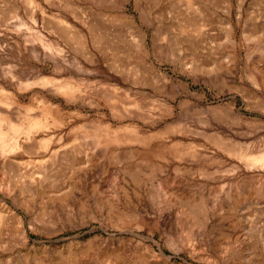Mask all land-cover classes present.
<instances>
[{
	"label": "rangeland",
	"instance_id": "obj_1",
	"mask_svg": "<svg viewBox=\"0 0 264 264\" xmlns=\"http://www.w3.org/2000/svg\"><path fill=\"white\" fill-rule=\"evenodd\" d=\"M263 70L264 0H0V264H264Z\"/></svg>",
	"mask_w": 264,
	"mask_h": 264
},
{
	"label": "bare ground",
	"instance_id": "obj_2",
	"mask_svg": "<svg viewBox=\"0 0 264 264\" xmlns=\"http://www.w3.org/2000/svg\"><path fill=\"white\" fill-rule=\"evenodd\" d=\"M184 2H185V1H184ZM187 3H188V1H187ZM188 4H189V3H188ZM195 5H197V3H196ZM195 5H194V6H195ZM186 6H187V4H186ZM186 6H185V4H184V10H187V9H185ZM194 6H193V5H192V6L190 5V8L193 7L194 10H195L196 7H194ZM200 7H202V6L200 5ZM186 8H187V7H186ZM188 8H189V7H188ZM191 10H192V9H191ZM194 10H192V11H194ZM200 10H202V8H201ZM203 10H204V9H203ZM188 11H189V10H187V11H185V12L187 13ZM79 12H80V11H79ZM82 12H83V11H82ZM83 13H84V12H83ZM83 13H82V14H83ZM188 13L190 14V12H188ZM192 13H194V12H192ZM195 13L197 14L198 12L196 11ZM195 13H194V14H191V15H186V14H185V15H186V17H187V16H188V17H189V16L192 17V15L194 16ZM199 14H200V13H198V15H199ZM198 15H196V16H198ZM201 15H202V13L200 14V16H201ZM82 16L85 17V15H82ZM86 16H87V15H86ZM196 16H195V18H194L195 21H197L198 18L200 19L199 21H201V17L198 16V18L196 19ZM182 17H183V15H182ZM202 17H203V16H202ZM90 19H91V16H90ZM182 19H183V21H184L186 18L184 19V17H183ZM188 19H189V18H188ZM188 19H187V20H188ZM191 19H192V18H191ZM191 19H190V20H191ZM183 21H182V22H183ZM188 21H189V20H188ZM199 21H198V22H199ZM95 22H96V21H95ZM192 22H193V21H192ZM180 23H181V22H180ZM185 23H186V24H189V23H187V22H185ZM185 23L183 22V24H184L183 26L180 24L181 27H183V29H184V26L186 25ZM193 23H194V22H193ZM198 24H200V27L203 26V25H201V23H198ZM198 24H195V25H196V26H199ZM191 25H192V23L189 24V26H191ZM91 27H92V26H91ZM94 27H96V26L94 25ZM186 27H187V25H186ZM188 28H189V27H188ZM191 28H193V26H192ZM178 29H180V27H177V31H178ZM170 30H171V29H170ZM185 30H186V29H185ZM179 34H180V32H179ZM180 35H181V34H180ZM176 42H177V41H176ZM176 48H177V46H176ZM194 55H195V54H194ZM115 59H116V58H115ZM255 64H256V63H255ZM255 64H254V65H255ZM259 66H260V65H259ZM115 67H116V66H115ZM252 67H253V66H252ZM255 68H258V66L255 67ZM122 69H123V68H122ZM255 70H256V69H255ZM261 70H262V69H261ZM258 71H259V73H260V76H263L262 72L260 71V68H259ZM263 72H264V70H263ZM257 74H258V73H257ZM262 80H263V79H262ZM108 85H109V84H108ZM108 85H107V86H108ZM239 86H240V85H239ZM67 87H68V88H69V87L72 88V90H77V89H78V88H76V86H71V85H70V86L68 85ZM160 87H161V86H160ZM104 90H105V89H104ZM107 91H108V90H105V92H107ZM118 91H119V90H118ZM118 91H117V88L115 87V88H111L108 92H109V94L111 95V97H113V99H115V98L120 97V96H118V95H121V96H122V95L124 94V92H118ZM98 92H100L101 95H102V93H103V91H98ZM108 92H107V93H108ZM239 93H240V92H239ZM124 95H125V94H124ZM252 99H253V98H252ZM68 100H70V99H68ZM106 100H107V99H106ZM109 100H111V99H109ZM154 102H155V101H154ZM146 103H147V102H146ZM150 105H151V104H150ZM197 106H198V105H197ZM152 107H153V106H152ZM154 107H156V106H154ZM168 107H169V106H168ZM263 107H264V106H263ZM143 109H144V108H143L142 106H139V107L137 108V110H139V111H141V112H142ZM156 109H157V108H156ZM166 109H167V108H166ZM184 109H185V108H184ZM260 110H261V109H260ZM151 111H152V109H151ZM154 111H155V110H154ZM188 111H189V110H188ZM228 113H229V112H228ZM229 114H230V113H229ZM152 115H153V114H152ZM152 115H151V116H152ZM77 116H78V115H77ZM153 116H155V115H153ZM61 117H62V116H61ZM79 117H80V116H79ZM233 117H235V116H233ZM177 118H178V117H177ZM193 119H195V118H193ZM203 119H204V118H203ZM185 120H186V119H185ZM174 121H175V119H174ZM174 121H173V122H174ZM186 121H188V120H186ZM202 121H203V120H202ZM237 121H238V120H237ZM175 122H176V121H175ZM181 122H182V121H181ZM190 122H191V121H190ZM190 122H189V123H190ZM192 122H193V121H192ZM193 123H194V122H193ZM230 123H231V122H230ZM170 124H171V123H170ZM170 124H169V125H170ZM222 124H223V123H222ZM82 125H83V124H82ZM155 125H156V124H155ZM200 125H203V124H200ZM85 126H86V125H85ZM189 126H191V125H189ZM143 127H144V126H143ZM168 127H169V126H168ZM194 127H195V126H194ZM101 128H102L101 130H102L104 133H107V134H108L109 131L107 130V127H106V126H103V127L101 126ZM141 128H142V127H141ZM18 130H19V131H22V132H23V130H28V131H29V128H27V127H26L25 129L19 128ZM156 130H157V129H156ZM205 130H206V129H205ZM28 131H26V132H28ZM172 131H173V130H172ZM202 131H203V129H202ZM158 132H159V131H158ZM166 134H167V133H166ZM174 134H175V133H174ZM215 134H216V133H215ZM164 135H165V134H164ZM171 135H172V134H171ZM213 135H214V134H213ZM169 136H170V135H169ZM215 136H216V135H215ZM215 136H214V137H215ZM218 136H219V135H218ZM164 137H165V136H164ZM224 137H225V136H224ZM117 139H118V137H112V138H110V140H112V141H115V140H117ZM185 139H186V138H185ZM191 139H192V138H191ZM193 140H195V139H193ZM221 140H222V139H221ZM224 140H225V139H224ZM236 140H237V139H236ZM101 141H102V140H100V139L98 140V142H101ZM166 141H167V140H166ZM168 141H169V140H168ZM98 142H97V143H98ZM161 142H162V141H161ZM161 142L159 141V143H161ZM227 142H228V141H227ZM227 142H226V143H227ZM229 142H230V141H229ZM235 143H236V142H235ZM132 144H133V143H132ZM203 144H204V143H203ZM130 145H131V144H130ZM162 145H163V144H162ZM108 146H109V145H108ZM239 146H240V145H239ZM154 147H155V146H154ZM124 148H125V147H124ZM147 148H148V147H147ZM225 148H226V147H225ZM228 148H229V145H228ZM232 148H233V147H232ZM236 148L239 149L238 147H236ZM240 149H241V147H240ZM226 150H227V148H226ZM120 151H121V149H120ZM231 151H232V150H231ZM196 156H197V155H196ZM214 156H215V155H214ZM186 157H187V156H186ZM190 157H192V156H190ZM190 157H189V158H190ZM198 157H199V156H198ZM182 158H183V157H182ZM199 158H200V157H199ZM201 158H202V157H201ZM205 158H206V157H205ZM207 159H208V158H207ZM231 159H232V158H231ZM234 159H235V158H234ZM192 160H193V159H192ZM196 160H197V159H196ZM183 161H184V160H183ZM185 161H186V160H185ZM193 161H194V160H193ZM177 162H178V161H177ZM181 162H182V161H181ZM203 162H204V161H203ZM71 163H72V162H71ZM70 165H71V164H70ZM69 167H70V166H68V168H69ZM73 167H74V166H73ZM10 168H12V167H10ZM13 168H16V167H13ZM13 168H12V170H13ZM74 168H75V167H74ZM179 168H180V167H179ZM69 169H70V168H69ZM183 169H184V168H183ZM186 169H187V168H186ZM12 170H11V171H12ZM76 170H77V168H76ZM145 170H146V169H145ZM174 170H176V169H174ZM174 170H173V171H174ZM187 170H188V169H187ZM13 171H14V170H13ZM16 171H17V170H16ZM45 171H46V170H45ZM117 171H120V170H117ZM117 171H116V172H117ZM121 171H122V170H121ZM130 171H131V170H130ZM134 171H135V170H134ZM136 171H137V170H136ZM176 171H177V170H176ZM47 172H48V171H47ZM68 172H69V171H68ZM70 172H71V171H70ZM18 173H19V172H17L16 174H18ZM48 173H49V172H48ZM48 173H47V174H48ZM104 173H105V172H104ZM117 173H118V172H117ZM123 173H125V171H124ZM233 173H234V172H233ZM16 174H15V172H14L13 175L15 176ZM71 174H72V173H71ZM71 174H70V175H71ZM102 174H103V173H102ZM112 174L114 175V173H112ZM120 174H121V172H120ZM128 174H129V173H128ZM128 174L126 173V175H128ZM140 174H141V173H140ZM19 175H20V174H19ZM32 175H33V174H32ZM32 175H31V176H32ZM41 175H42V173H41ZM51 175H52V173H51ZM62 175H63V174H62ZM99 175H100V174H99ZM104 175H105V174H104ZM131 175H132V174H131ZM133 175H134V174H133ZM176 175H177V174H176ZM16 176H17V175H16ZM20 176H21V175H20ZM29 176H30V175H27V178H28ZM31 176H30V177H31ZM43 176L46 177V173H45V175L43 174ZM53 176H54V175H53ZM108 176H109V175L107 174V176H105V179H107ZM114 176H115V175H114ZM21 177L23 178V175H22ZM25 177H26V176H25ZM30 177H29V178H30ZM68 177H69V176H68ZM110 177H111V176H109L108 178H110ZM112 177H113V176H112ZM117 177H119V174H116V176L113 177V178H115V179H113V182H117ZM133 177H134V176H133ZM29 178H28V179H29ZM31 178H32V177H31ZM46 178H47V177H46ZM48 178H51V177H50V173H49ZM103 178H104V177H103ZM246 178H247V177H246ZM246 178H245V179H246ZM43 179H44V178H43ZM119 179H120V178H119ZM136 179H137V178H136ZM248 179H251V178L249 177ZM19 180H20V179H19ZM24 180H25V178H24ZM44 180H45V179H44ZM103 180H104V179H103ZM110 180H111V179H110ZM165 180H166V179H165ZM251 180H252V179H251ZM254 181H255V180H254ZM28 182H29V180H28ZM30 183H31V182H30ZM109 183H110V182H109ZM170 183H171V182H170ZM114 184L116 185V183H114ZM114 184H113V185H114ZM162 184H163V183H162ZM29 185H30V184H29ZM158 185H160V187L162 186L161 184H158ZM168 185H169V183H168ZM171 185H172V184H171ZM163 186H164V185H163ZM163 186H162V187H163ZM165 186H167V185H165ZM252 186H253V184H252ZM107 187H108V186H107ZM141 187H142V186H141ZM162 187H161V188H162ZM254 187H255V185H254ZM118 188H120V187H118ZM155 188H156V187H155ZM171 188H172V187H171ZM158 189H159V188H158ZM158 189H157V190H158ZM169 189H170V188H169ZM173 189H174V188H173ZM32 190H33V188H32ZM163 190H164V189H163ZM165 190H166V189H165ZM248 190H249V189H248ZM250 190H251V189H250ZM108 191H109V190H108ZM46 192H47V191H46ZM111 192H112V191H111ZM157 192H158V191H157ZM157 192H156V193H157ZM32 193H33V192H32ZM117 193H118V192H117ZM158 193H159V192H158ZM119 194H120V193H119ZM165 194H166V193H165ZM172 194H173V193H172ZM104 195H105V194H104ZM106 195H107V194H106ZM28 196H29V195H28ZM118 196H119V195H118ZM122 196H123V195H122ZM124 196H125V195H124ZM156 196H157V195H156ZM163 196H164V193H163ZM231 196H232V195H231ZM104 197H106V196H104ZM108 197H109V195H108ZM150 197H151V194H150ZM189 197H190V196H189ZM31 198H32V197H31ZM113 198H114V197H113ZM155 198H156V197H155ZM110 199H111V198H110ZM149 199H150V198H149ZM158 199H159V198H158ZM116 200H117V199H116ZM153 200H154V199H153ZM151 201H152V200H151ZM182 201H183V200H182ZM182 201H181V203H182ZM198 201L200 202V200H198ZM112 202H113V201H112ZM154 202H155V201H154ZM183 202H185V201H183ZM159 203H160V202H159ZM162 203H164V202H162ZM178 203H179V201H178ZM188 204L191 205L192 203L190 202V203H188ZM194 204H196V202H195ZM215 204H216V203H215ZM182 205L186 206V208H188L187 210L191 211V207H190L189 205H187V204H182ZM218 205H219V204H218ZM159 206H160V205H159ZM165 206H166V205H165ZM200 206H201V205H200ZM220 206H221V205H220ZM120 207H121V206H120ZM173 207H174V206H173ZM162 208H163V206H162ZM175 208H176V207H175ZM157 209H159V208H157ZM217 209H218V208H217ZM147 210H148V208H147ZM167 210H168V209H167ZM176 210H177V209H176ZM178 210H180V209L178 208ZM192 210H194V208H193ZM195 210L197 211L198 209H195ZM195 210H194V211H195ZM171 211H172V210H171ZM234 211H235V210H234ZM123 212H124V211H123ZM150 212H151V211H150ZM177 212H178V211H176V216H175V217L178 216V213H177ZM4 213H5V212H4ZM193 213H194V212H193ZM207 213H208V212H207ZM149 214H150V213H149ZM174 214H175V213H174ZM179 214H183L184 216H186V215H188V212H186V209H183V210L179 211ZM190 214H191V213H190ZM199 214H200V213H199ZM3 215H5V214H3ZM3 215H1L2 218H3ZM10 215H11V213H10ZM147 215H148V214H147ZM184 216H182V217H184ZM4 217H5V216H4ZM9 217H10V216H9ZM163 217H164V216H163ZM2 218H0V220H1ZM185 218H186V217H185ZM195 218H196V217H195ZM235 218H236V217H235ZM182 219H184V218H182ZM182 219H181V220H182ZM191 219H192V218H190V220H191ZM197 221H198V220H197ZM147 222H148V221H147ZM189 222H190V221H189ZM189 222H188V224H189ZM144 223H145V222H144ZM193 224H194V223H193ZM213 225H214V224H213ZM147 227H148V226H147ZM149 227H150V226H149ZM138 228H139V227H138ZM150 228H151V227H150ZM151 229H152V228H151ZM190 229H191V228H190ZM23 231H24V230H23ZM135 235H136V234H135ZM142 236H143V235H142ZM146 238H147V237H146ZM190 238H191V236H190ZM154 239H155V238H154ZM150 240H151V239H150ZM152 240H153V239H152ZM193 240H194V239H193ZM157 241H158V240H157ZM187 241H188V239H187ZM185 242H186V241H185ZM222 242H223V240H222ZM225 242H226V240H225ZM151 243H153V242H151ZM188 243H191V242H188ZM223 243H224V242H223ZM223 243H222V244H223ZM229 243H230V242H229ZM229 243L227 242V244H229ZM241 243L243 244V242H241ZM193 244H195V243H193ZM222 244H221V246H222ZM224 244H225V243H224ZM226 246H228V245H226ZM239 246H240V245H239ZM242 246H243V245H242ZM188 247H189V246H188ZM194 247H195V245H194ZM194 247H193V248H194ZM214 247H215V246H214ZM217 247H218V246H217ZM219 247H220V246H219ZM222 247H225V246H222ZM233 247H234V246H233ZM236 247H237V246H236ZM250 247H251L250 250H252V247H253V246H250ZM193 248L191 247V249H193ZM202 248H203V247H202ZM229 248H230V247H229ZM231 248H232V245H231ZM240 248H241V247H240ZM149 249H150V247H149ZM189 249H190V248H189ZM191 249H190V250H191ZM195 249H196V248H195ZM199 249H200V248H199ZM207 249H208V248H207ZM221 249H222V248H221ZM225 249H226V247H225ZM225 249L223 248L222 250H223V251H226ZM242 249H243V248H242ZM247 249H248V248H247ZM117 250H118V249H117ZM193 250H194V249H193ZM193 250H192V251H193ZM197 250H198V249H197ZM197 250H196V251L194 250L193 252H195V253H196V252H199L201 249H200L199 251H197ZM216 250H217V249H216ZM210 251H211V250H210ZM246 251H249V250H246ZM157 252H158V251H157ZM189 252H190V251H189ZM200 252H201V251H200ZM200 252H199V253H200ZM240 252H241V251H240ZM204 253H205V252H204ZM224 253H225V252H224ZM241 253H242V252H241ZM146 254H147V253H146ZM193 254H194V253H193ZM193 254H192V255H193ZM234 254H235V253H234ZM250 254H251V253H250ZM261 254H262V252H261ZM107 255H108V254H107ZM121 255H122V254H121ZM158 255H159V254H158ZM190 255H191V254H190ZM205 255H206V254H205ZM112 256H113V254H112ZM112 256H111V257H112ZM248 256H249V255H248ZM106 257H109V255L106 256ZM204 257H206V259H207V255H206V256L203 255L202 258H204ZM113 258H114V256H113ZM209 258H210V257H209ZM209 258H208V259H209ZM111 259H112V258H111ZM138 259L142 260V259L139 258V257H138ZM198 259H199V258H198ZM200 259H201V258H200ZM210 259H211V261L214 260V259L212 260V258H210ZM236 259H238V258H236ZM131 260H132V259H131ZM218 260H219V259H218ZM239 260H240V258H239ZM241 260H242V259H241ZM241 260H240V262H241ZM202 261H203V259H202ZM247 261L252 262V260H248V259H247ZM208 262H209V261H208ZM213 262H214V261H213ZM213 262H212V263H213ZM250 262H248V264H249ZM131 264H132V262H131ZM136 264H137V263H136ZM165 264H166V263H165ZM213 264H214V263H213ZM254 264H255V263H254Z\"/></svg>",
	"mask_w": 264,
	"mask_h": 264
}]
</instances>
